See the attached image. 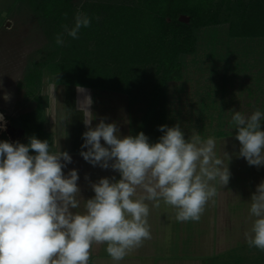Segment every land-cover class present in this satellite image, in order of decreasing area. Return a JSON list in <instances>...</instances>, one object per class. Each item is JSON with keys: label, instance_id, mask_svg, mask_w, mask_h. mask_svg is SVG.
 I'll return each instance as SVG.
<instances>
[{"label": "clouds", "instance_id": "clouds-1", "mask_svg": "<svg viewBox=\"0 0 264 264\" xmlns=\"http://www.w3.org/2000/svg\"><path fill=\"white\" fill-rule=\"evenodd\" d=\"M92 20L77 10L73 23L56 34L55 44L64 46L65 35L78 39ZM46 80L44 111L59 133L45 140L33 135L27 143L0 140V264H90L96 244H104L112 264H120L151 239L153 208L165 204L174 209L176 221L198 222L218 187L228 185L231 156L224 148L218 150L215 136L205 138L193 130L186 138L177 122L160 125L162 135L150 142L143 131L121 135L118 124L106 123V118L93 126L98 117L86 88L76 86L82 98L69 108L54 94L57 76ZM3 98L7 101L10 96L5 93ZM70 112L80 113L86 128L79 155L94 167L119 174V179L89 181L94 195L87 199L81 195L78 170L64 171L73 162L60 145L68 135ZM229 112L230 127L239 141L237 155L251 166L264 167V109ZM6 125L0 113V130ZM245 203V241L264 251V180Z\"/></svg>", "mask_w": 264, "mask_h": 264}, {"label": "rangeland", "instance_id": "rangeland-1", "mask_svg": "<svg viewBox=\"0 0 264 264\" xmlns=\"http://www.w3.org/2000/svg\"><path fill=\"white\" fill-rule=\"evenodd\" d=\"M16 4V0H0V111L7 121L6 129L0 130V135L4 133L11 142L24 143L26 138L22 131L10 127L9 117H17L22 113L32 111L37 105L35 99L37 96L41 98L45 110L47 95L45 93L42 96V90L46 86V78L52 76L45 74L42 83L33 92L24 86L27 67L32 61H41L43 54L40 50L46 40L40 32L33 28L30 17L14 13L13 9ZM4 13H7L6 16ZM8 22H10L9 26H7ZM225 35L226 29L209 34L199 46L197 55L186 59L183 79L171 83L167 89L165 101L168 126L171 127L179 122L184 128L186 138L193 130L205 138L216 136L219 131L231 133L229 111H243L247 107L253 109L264 107V40L231 45L224 39ZM148 85L145 83L133 98L126 94L88 91L94 101L92 111L98 117L96 121H93V126L99 122V118H106V123L116 122L118 124L120 133L129 131L134 135L149 104L145 94ZM253 91L259 102L254 103L253 101L249 105L252 99L246 96ZM5 93L10 96L7 101L3 98ZM54 94L57 100L65 105L64 87L58 86V91ZM80 98H82L81 94L76 91V101ZM58 107L63 110V106ZM68 122L66 126L68 135L60 140V145L62 151L69 152L73 162L64 171L67 172L72 168L78 170L81 195L87 199L94 195L89 181L95 182L101 177L111 176L119 179V174L112 169L94 167L84 161L79 152H72L75 139L70 132L71 120ZM44 123L51 135L55 136L59 133V130L54 128L52 118L46 117L45 111ZM84 131L86 128L83 124ZM144 133H146L145 130ZM226 137L228 138L218 142L217 148L219 151L224 148L231 156L229 161L231 177L226 187L235 188L236 193L231 198H235V204L232 202V205L225 207L229 210L232 206L231 211L235 216L230 217L231 220L244 216L246 223L243 226L240 224L241 230L235 227V232L231 230L228 235L217 234L219 240H225L220 243V247L216 248L223 250L212 257L210 256L212 253L209 252L208 256L203 257L205 258L203 264H264L259 250L249 247L243 235L247 227L248 204L245 202L250 200L252 193L256 190V185L264 180V167L251 166L243 157L237 155L239 141L235 139V133ZM79 141H81V146L83 139ZM217 225L219 227L218 221ZM213 226L216 227V224L213 223L212 226L210 224V229ZM164 227L166 230L164 239L146 240L141 247L126 256L120 264H157L156 258L160 253L159 250L167 245L174 247L167 251L174 255V252L179 253L181 250L183 252L199 250L200 247H193V249L190 247V250L181 249L186 243L190 244V241L182 238V234L192 236V232L196 231L195 227L176 225V223H166ZM153 234L152 238H154ZM217 235L214 236L215 239ZM210 236L213 238L212 233ZM163 252H166L165 248ZM152 253L156 255L152 256ZM104 260H108L107 264H112L105 251V245L99 244L98 248L95 245L92 248L90 264H104L101 263Z\"/></svg>", "mask_w": 264, "mask_h": 264}, {"label": "trees", "instance_id": "trees-1", "mask_svg": "<svg viewBox=\"0 0 264 264\" xmlns=\"http://www.w3.org/2000/svg\"><path fill=\"white\" fill-rule=\"evenodd\" d=\"M14 13L30 17L33 28L45 43L41 61L27 67L24 86L33 92L45 74L57 76L64 87L65 106L75 108L76 86L101 92L136 97L144 84L148 107L134 135L145 130L151 142L162 135L160 125H168L166 93L173 82L183 79L186 59L197 55L205 38L226 29L231 45L264 40V0H16ZM77 10L93 17L91 26L82 28L78 39L65 35L64 46L55 44L57 33L71 25ZM13 12V11H11ZM190 17V23L179 21ZM99 17V19H95ZM255 91L246 98L258 103ZM163 98V99H162ZM17 117H9L10 127L26 138L35 135L50 139L45 128L44 105ZM256 108V107H255ZM264 109V107H263ZM255 109H243L250 114ZM72 152H80L83 124L80 113L70 112ZM219 131L215 137L234 134ZM79 137V138H78ZM0 140H9L6 134ZM11 142V141H10ZM259 250V249H258ZM264 261V251L259 250Z\"/></svg>", "mask_w": 264, "mask_h": 264}, {"label": "crops", "instance_id": "crops-1", "mask_svg": "<svg viewBox=\"0 0 264 264\" xmlns=\"http://www.w3.org/2000/svg\"><path fill=\"white\" fill-rule=\"evenodd\" d=\"M87 91L91 92L93 90L87 89ZM95 91V90H94ZM107 93H114V92H107ZM126 133V134H125ZM130 132H124L122 131L121 135H129ZM131 135H133L131 133ZM217 138V137H216ZM228 137H220L217 138V141H222L223 139ZM247 183V182H246ZM243 188V187H242ZM244 189V188H243ZM236 193L235 188H227L225 187H218V194L214 198V201H210L208 205L206 206V209L204 213L201 216V219L198 222L188 221V222H178L175 220V211L171 206L161 204L158 208H153L151 210V214L149 217V223L151 225V236L153 234L154 238L151 237V239L159 240L164 239L163 237L166 236V230L164 225L166 223H176V225L183 224V225H191V227H195L196 231L192 232V236H187V234L183 235V239H187L186 241H190V244L186 243L184 248L181 249H188L190 250V247L193 249V247H200L197 251L196 249L194 252L191 251H179L174 252V254L167 252L174 247L172 245H167L165 248L166 252L164 251V248L162 250H159L160 253L158 254V257L156 258L157 264H203L204 263V256H208L209 252L212 253L210 256H215L223 249H217V246H221L220 243L225 240H219L218 235L221 236V234H227L233 230L235 232V227L238 229H242L241 227L246 223L244 222V216H239V219L237 220H231L230 217L235 216L234 212H232V206L229 210H226L227 207L232 205L234 202L235 204V198H232V195ZM227 206V207H225ZM211 207V210H210ZM234 207V206H233ZM231 215V216H230ZM153 216V218L151 217ZM217 221L219 224V227L217 225ZM213 223L216 224V227H211ZM242 224V226L240 225ZM238 226V227H237ZM199 228V229H198ZM211 230V231H210ZM210 233H212L213 238L210 236ZM158 234V235H157ZM216 236V239L214 236ZM224 237V236H223ZM149 239V240H151ZM212 239L214 241H212ZM172 241V240H171ZM185 241V240H184ZM192 242V243H191ZM214 243V244H213ZM99 244H96V248H98ZM95 246V245H94ZM93 246V247H94ZM213 249H212V248ZM211 248V249H210ZM155 249H153L154 251ZM225 250V249H224ZM156 253V252H155ZM155 253H152L151 255H156ZM108 260H104L101 263L107 264ZM134 262V261H133ZM136 262V261H135ZM135 264V263H134ZM138 264V263H137Z\"/></svg>", "mask_w": 264, "mask_h": 264}, {"label": "water", "instance_id": "water-1", "mask_svg": "<svg viewBox=\"0 0 264 264\" xmlns=\"http://www.w3.org/2000/svg\"><path fill=\"white\" fill-rule=\"evenodd\" d=\"M6 14L7 13H4V16H6ZM179 21L188 24V23H190V17L183 15V16H181L179 18ZM9 23L10 22H8V25L7 26H9Z\"/></svg>", "mask_w": 264, "mask_h": 264}, {"label": "bare ground", "instance_id": "bare-ground-1", "mask_svg": "<svg viewBox=\"0 0 264 264\" xmlns=\"http://www.w3.org/2000/svg\"><path fill=\"white\" fill-rule=\"evenodd\" d=\"M0 113H2V111H0ZM4 115V114H3ZM5 117V116H4ZM5 120H6V118H5Z\"/></svg>", "mask_w": 264, "mask_h": 264}]
</instances>
